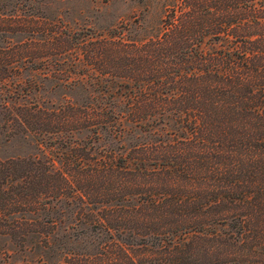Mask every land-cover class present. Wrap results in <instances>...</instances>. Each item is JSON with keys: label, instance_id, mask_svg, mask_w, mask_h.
<instances>
[{"label": "trees", "instance_id": "1", "mask_svg": "<svg viewBox=\"0 0 264 264\" xmlns=\"http://www.w3.org/2000/svg\"><path fill=\"white\" fill-rule=\"evenodd\" d=\"M174 7L148 41L0 46L8 121L50 151L0 159V264H264V0ZM38 74L80 99L25 102Z\"/></svg>", "mask_w": 264, "mask_h": 264}, {"label": "rangeland", "instance_id": "2", "mask_svg": "<svg viewBox=\"0 0 264 264\" xmlns=\"http://www.w3.org/2000/svg\"><path fill=\"white\" fill-rule=\"evenodd\" d=\"M177 1L182 0H0V46L33 38L42 41L51 35L56 38L65 23L79 32H96L110 37L117 34L127 43L148 41L164 31L163 26ZM29 75L25 71L22 79ZM34 81L42 89L30 93L25 102L61 103L69 97L80 99L82 95L69 88L52 89L55 80H47L40 74ZM4 105L6 101L0 98V159L48 155V138L23 132L16 123L8 121L9 112ZM94 139L99 141V147L115 150L150 141V137H145L140 130L117 136L114 131L104 132ZM78 230H85V227L80 226Z\"/></svg>", "mask_w": 264, "mask_h": 264}]
</instances>
